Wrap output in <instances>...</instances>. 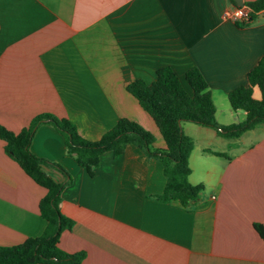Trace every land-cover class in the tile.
<instances>
[{"label": "crops", "instance_id": "1", "mask_svg": "<svg viewBox=\"0 0 264 264\" xmlns=\"http://www.w3.org/2000/svg\"><path fill=\"white\" fill-rule=\"evenodd\" d=\"M236 6V0H0V122L19 132L50 112L96 140L127 117L163 148L155 121L127 89L137 78L153 82L163 66L186 86L187 71L199 68L217 121L240 122L247 112L234 109L228 95L248 83L264 54V10L241 27L227 16ZM254 95L260 97L258 88ZM182 128L194 141L189 181L203 184L189 208L155 197L166 186L164 165L138 146L105 151L90 175L67 153L63 133L40 124L31 151L72 178L60 208L75 224L59 246L85 251L81 264H264V241L254 227L264 225V124L235 138L195 122ZM223 137L232 152L215 146ZM200 154L218 160L203 161L196 174ZM46 171L65 179L55 168ZM46 193L0 138V245L43 233L39 202Z\"/></svg>", "mask_w": 264, "mask_h": 264}, {"label": "trees", "instance_id": "2", "mask_svg": "<svg viewBox=\"0 0 264 264\" xmlns=\"http://www.w3.org/2000/svg\"><path fill=\"white\" fill-rule=\"evenodd\" d=\"M245 5L250 12L246 19L236 21L241 27L255 20L258 13L264 10V0H250ZM185 78L187 86L173 68L163 66L157 70L153 82L137 78L127 85L128 91L155 121L166 144L163 148L154 147L156 136L153 132L127 117H121L113 128L96 140L82 137L75 122L50 112L35 115L30 124L19 132L8 129L0 122V138L6 141V152L35 182L47 189L39 202L41 216L47 222L45 230L41 235L28 237L21 243L0 245V264H81L85 258L83 250L69 252L59 246L62 232L75 224L74 219L65 215L60 208L62 191L72 178L61 164L31 151L33 136L42 123H49L63 133L67 153L90 175L99 165L102 153L112 150L119 154L128 144H134L164 165L167 182L163 192L155 195L157 199L176 201L189 208L200 197L203 184L189 181V158L194 141L184 132L182 122L191 121L213 127L227 138L239 137L245 131L264 124V54L249 71L248 83L229 92L231 106L247 112L246 118L237 123L221 124L217 121L211 91L199 68H190ZM255 88L260 91L259 98L254 95ZM47 167L59 170L65 179L57 180L46 171ZM254 227L264 241V225L257 222Z\"/></svg>", "mask_w": 264, "mask_h": 264}, {"label": "rangeland", "instance_id": "3", "mask_svg": "<svg viewBox=\"0 0 264 264\" xmlns=\"http://www.w3.org/2000/svg\"><path fill=\"white\" fill-rule=\"evenodd\" d=\"M257 96H258V92H257ZM184 122H191V121H184ZM183 122V123H184ZM197 141H198V143H200V144H202L203 142H204V138H202V137H198L197 138ZM229 141V139H226V138H222L221 139V142H219L218 144H215V146L217 147V148H219V149H225V150H227L228 152H232L234 149H233V147H230V146H228L227 145V142ZM218 160L217 159V157H215V156H213V155H196V157L194 158V160H193V163L195 164V169H196V174H202L201 173V166H202V162L204 161V162H211V160L213 161V160ZM208 189H209V186H208Z\"/></svg>", "mask_w": 264, "mask_h": 264}, {"label": "built area", "instance_id": "4", "mask_svg": "<svg viewBox=\"0 0 264 264\" xmlns=\"http://www.w3.org/2000/svg\"><path fill=\"white\" fill-rule=\"evenodd\" d=\"M250 8L246 5L239 6L237 5L233 10L227 12V16H229L232 20L240 21L246 19L249 15Z\"/></svg>", "mask_w": 264, "mask_h": 264}, {"label": "water", "instance_id": "5", "mask_svg": "<svg viewBox=\"0 0 264 264\" xmlns=\"http://www.w3.org/2000/svg\"><path fill=\"white\" fill-rule=\"evenodd\" d=\"M236 3L239 6H243L244 5V1L243 0H236Z\"/></svg>", "mask_w": 264, "mask_h": 264}]
</instances>
